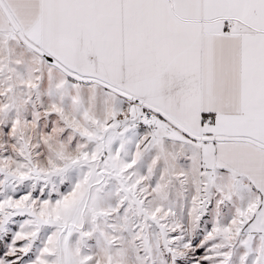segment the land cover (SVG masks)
I'll return each instance as SVG.
<instances>
[{"label": "snow or ice", "instance_id": "1", "mask_svg": "<svg viewBox=\"0 0 264 264\" xmlns=\"http://www.w3.org/2000/svg\"><path fill=\"white\" fill-rule=\"evenodd\" d=\"M0 264H264V0H0Z\"/></svg>", "mask_w": 264, "mask_h": 264}]
</instances>
